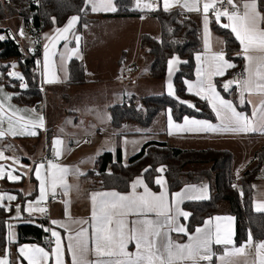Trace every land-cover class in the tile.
Instances as JSON below:
<instances>
[{"label": "snow or ice", "instance_id": "snow-or-ice-1", "mask_svg": "<svg viewBox=\"0 0 264 264\" xmlns=\"http://www.w3.org/2000/svg\"><path fill=\"white\" fill-rule=\"evenodd\" d=\"M11 0H9V3ZM39 3V0H36ZM201 0H175V4L182 10L187 12H201ZM163 11H170L173 6V0H162ZM137 8H145L149 10H158L153 8L152 4L144 3L141 0H136ZM260 0H240V4L234 3V0H204L202 4L203 27H204V48L205 53L197 54V80L195 83L185 81L188 85V91L201 99L208 101L212 111L215 113L219 123L213 124L209 120H198L184 117L183 124L173 122L171 109L168 110V129L169 134L172 130L177 132L191 133H250L264 132V12L261 11ZM116 12L118 9L114 0H84V7L81 12ZM214 14V19L217 23L222 17H226L229 23H225L222 27L228 29L235 34L236 39L242 45V56L246 60L244 73L239 80H229L222 85L225 93L229 92L233 86L238 90V102L231 99H226L217 90L214 83V77L225 75L227 69L235 67L226 58V53L221 51H212V45L209 35V12ZM53 22L55 18L53 17ZM79 15L70 17L67 24L63 28H57L56 34L47 37L50 41L44 44V59L42 62L43 74H49L50 67L53 65L51 59L56 53L50 52L56 48L60 41H65V52L60 54L61 65L66 60H70L73 56L78 55L80 37L76 36L75 40L77 47L68 48L69 34L75 28V25L80 21ZM6 31L0 29V32ZM19 35H24L23 28L18 30ZM5 35H0V41H4ZM38 65L41 61L36 62ZM181 61L179 56H174L168 61L169 81L167 83L168 94L174 96L173 85L171 82V74L175 70V66ZM5 67L15 68L16 64L5 65ZM4 74L0 73V77ZM10 79L24 80L23 75L17 71L7 73ZM56 79H46L45 83L53 84ZM11 86V85H9ZM21 87H26L21 84ZM13 94L5 92V86L0 84V139L7 135H38L36 129L43 127L44 117L38 116V122L25 120L24 117H16V113L20 109L8 112L5 110V102L10 101ZM181 103H188L181 101ZM245 103L252 105L251 116L247 113L238 111V107ZM189 107L195 108L194 104H189ZM8 109H13L11 104H8ZM25 112H36V109H24ZM199 111V109H197ZM7 119V130L3 129V124ZM56 146L54 151L58 157L62 153L63 141L56 138L53 141ZM136 143V142H133ZM6 147H11L8 145ZM4 151L0 150V159H4ZM14 159L18 162L19 157L7 158ZM9 168L11 165L8 166ZM45 169L42 176L40 169ZM151 170V166L143 169V173L147 174ZM36 179L39 181V198L36 204L27 202V207L24 211L29 215L35 213H45L47 209L39 206V202L46 200L49 194V186L51 195L57 194V188L63 190L65 196L68 195L72 186L67 183L66 176L70 170L66 166L54 163L49 160L38 163L31 169ZM79 173V170H75ZM157 172L163 173L164 167L156 169ZM83 175L84 173H79ZM8 179L13 182H18L22 179L21 175H15L12 171L5 170V166L0 164V179ZM157 185H163L165 182L163 177L155 179ZM235 187V185H234ZM138 188H143V192H137ZM132 191L128 194H122L116 191L94 192L91 194L92 213L91 220L81 221L78 223H90L91 235L89 229L81 227L75 234H70L68 237L67 249L71 254L72 264H213V257L217 254L213 251V245L222 246L224 251L222 255L217 257L219 264H264V241L255 242L249 232V239L245 244L237 247L233 241V232L231 222L234 220L231 216L220 217L214 219L216 221H226L222 227L220 223L212 225V219L205 221L204 227H197L195 233L189 235L187 243H177L172 240L171 233L187 234V228L179 224V219L190 216V213L183 211L180 204L184 200H204L208 199L206 194L207 185L197 189L196 186L190 185L182 192L173 194L175 207L173 208L166 193L162 191L159 194L149 190L145 183L143 175L137 177L131 183ZM198 193V194H195ZM30 195V194H29ZM99 198V199H97ZM17 200L16 195L8 193H0V209H6L11 212L13 210L10 204H5V201ZM69 203V201H65ZM15 219L21 217V205L15 206ZM256 211L264 213V203H260L256 207ZM135 217V219H129ZM152 217V218H150ZM55 225L68 230L66 223L58 220H50V226L44 228V231L50 232L51 237L55 238L54 247L51 252L46 251L42 247L36 245H20L17 249L16 264H44L50 255H54L55 264H64L61 258L62 238L56 230ZM9 231L7 233V243L11 244L15 241V232L12 231L13 225L8 224ZM93 247L90 249L89 241ZM135 244L136 251L130 253L127 249L130 243ZM255 247V255L251 250ZM95 259H89V253ZM10 249L5 248V255L0 256V264H13L10 259Z\"/></svg>", "mask_w": 264, "mask_h": 264}, {"label": "trees", "instance_id": "trees-1", "mask_svg": "<svg viewBox=\"0 0 264 264\" xmlns=\"http://www.w3.org/2000/svg\"><path fill=\"white\" fill-rule=\"evenodd\" d=\"M117 11L104 14L108 17L138 16L140 13L133 9L135 0H115ZM261 11L264 12V0H260ZM84 0H0V19H5L10 14H18L22 20L23 32L30 31L26 25L35 19L36 30H46L53 26H63L71 16L79 15L80 25L77 31L87 23L97 18L90 16L89 11L81 12ZM152 10L150 13L157 18L160 25V37L152 34H144L141 37V48L154 58L149 65L148 74L152 79L165 81L168 72V61L174 56H179L181 61L174 74V93L148 94L127 96L121 103L109 106L110 125L119 130L127 122L137 123L142 127H150L160 113H166L171 109L172 119L176 123L184 121V117L196 118L217 122L215 113L208 101L190 93L185 81L195 77V56L202 51L201 23L199 13L182 12L180 9L163 11L162 7ZM55 18L53 22L52 18ZM214 18L211 20L212 30L226 40V57L235 65L225 75L217 77L216 87L221 95L234 102H238V90L233 88L225 93L222 85L232 80V74L236 70H242L244 59L240 55L241 44L230 28L222 27ZM6 31L0 32L5 35L4 41H0V77L2 83L13 93V101L19 105H35L38 100L43 101L42 78L40 74L41 46H32L24 52L19 42V34ZM40 30V31H41ZM6 32V33H4ZM17 58L15 64L19 72L27 80L26 87H21V81L10 79L7 76L11 59ZM86 65L83 60L72 58L69 62V76L67 84L85 85L88 83ZM11 85V86H9ZM186 101L188 103H181ZM142 104V109L139 108ZM194 104L195 108L189 107ZM199 109V111H197ZM242 112L249 114L248 104L238 107ZM51 128V127H50ZM52 129V128H51ZM113 130V131H116ZM123 133L117 131L115 151H105L96 156L95 165L85 173L92 179L90 189H108L121 192L128 191L131 183L137 176H142L153 190H158L159 185L155 179L161 175L156 169L164 167L163 172L170 192L180 190L186 183L201 184L207 182L210 188V196L204 200H186L183 208L190 213L186 220L187 234L196 230L208 218L220 212L223 203L229 204L230 214L236 218V237L238 244H243L249 238V232L255 241L264 239V213L257 212L253 206L254 182L258 179V172L264 173V148L255 157L254 165L245 170L241 176L234 173L235 152L229 148L206 147V148H181L173 146L169 141L153 140L144 143L142 148L131 155L127 162L122 159L121 138ZM151 166V170L143 173V169ZM239 177L243 192L231 184L233 179ZM264 178V177H263ZM12 185H15L14 183ZM20 192V190H17ZM21 195V194H20ZM11 213L6 209H0V255L5 252L7 246V233L9 231ZM48 227V221L39 219L23 221L17 224V244L34 242L51 247L47 240L51 238L50 232L43 230ZM219 251L215 250L217 254ZM67 263L70 264L69 256Z\"/></svg>", "mask_w": 264, "mask_h": 264}, {"label": "crops", "instance_id": "crops-1", "mask_svg": "<svg viewBox=\"0 0 264 264\" xmlns=\"http://www.w3.org/2000/svg\"><path fill=\"white\" fill-rule=\"evenodd\" d=\"M203 2L204 0H201V3H200L201 12H190V13H197V14L199 13V16H200L202 51L198 52L197 54H201V53L208 54V53H205V48H204L205 33H204L203 15H202ZM114 3H115V0H114ZM141 3L142 5L144 3L152 4L153 8H156V9L159 7L163 8L162 0H141ZM234 3L239 5L240 0H234ZM174 8L180 9L182 12H187L186 9L182 10L179 6H177L175 4V0H173V6L171 7V9H174ZM133 9L138 11L140 14L138 16L108 17V16H104V14L110 13V12L98 11L94 13L88 10L89 15L95 16L97 19L88 24L86 23L82 27L81 30L77 31V28L80 25V21H79L75 25V28L72 31V33L69 34L68 42H67L68 48L73 49L77 47L75 37L79 36L81 38L79 41L78 55L73 56L72 58H78V59L83 60L86 65L87 73H88V68L93 67L95 74L99 77V79L96 78L97 81H101V79L102 81H104L105 77L111 76L115 78L116 81L121 80L123 82L124 86L121 87L119 90L117 89L116 91V93L119 96V100H120L119 103L124 101V99L127 96H132L133 94H136L135 89L133 88V86L135 85V82H139L145 77V72H143L144 59L142 58L143 55H141V52L144 51L141 48V37L147 33L151 34L150 30H153V28H155L156 30L159 29V32H160V25H159L157 18L153 17V15H151L150 13L152 10L145 9L143 7L137 8L136 0H135ZM212 18H214V14L210 10L209 12V19H210L209 35H210V42L212 45L211 50L212 51L223 50L226 53V42H225L226 40H224V38L221 35L215 33L212 30V27H211ZM67 22L63 26H57V25L53 26L52 28L43 32L41 36L40 44H41L42 53H41L40 74L42 78L44 106L36 107L35 105H31V106L21 105V104L19 105L18 103L14 102L13 99L5 102L6 111L11 112L12 110H15V109L21 110L16 113L17 118L24 117L25 120H32V121L38 122V116L42 115L44 117L43 127H38L36 129V131L38 132V135H35V136L19 135V136L14 137L9 134L5 138L0 139V150L4 151V156H5L4 159H0V164L5 166V170L12 171L13 174L15 175L22 176V179L18 182H13L6 178L0 179V193H8L9 195L17 196V200L15 201H11V202L7 200L5 201V204H10L13 208V210L10 212L11 213L10 223L13 225L12 231H14L16 234L15 235L16 242L18 240V229H17L18 223L23 222L24 220L25 221H30V220L36 221L38 220V218L39 219L45 218L44 213H35L32 215H29L28 212L24 211V209L27 207V202H32L35 205L39 198V187H38L39 181L36 179L31 169H33L38 163L44 162V158L47 154L51 156H56L55 151H54L56 146L54 145V143H53L54 146H52V143L50 141V134L52 135L54 134L52 132L54 131L55 126L52 125V129L50 128V123L48 122V118L45 113L48 107V99L50 98V101H51V99L56 98L57 100H60L61 103L63 101L69 102L71 100V94L66 92L65 90L68 89L67 87H69V84H67V80L69 76V62L72 58L70 60H66L63 63V65H61V61H60V54L66 51L64 48L65 41H60L56 45L55 49H52L50 45L49 51L50 52L54 51L56 55L51 57L54 63L50 67L49 74L47 76L43 74V67H42V62L44 59V44L45 43L50 44V41L47 39V37H51L55 35L56 29L63 28L67 24ZM22 23H20L18 26L16 25V27L14 28H7V29H9L10 32L13 31L17 34L18 30L22 28V25H23ZM220 23L225 24V23H229V21L227 20L226 17H222L220 20ZM95 25H100V26L99 28L96 29L95 35H96L97 41L94 42L92 41V37L89 36V29L90 27H93ZM88 36L90 37L89 38L90 42L86 43V39ZM102 37L104 39H102ZM132 39L136 41L133 43L131 42ZM115 45L117 46L116 49H115ZM129 45L131 46L134 45L135 49L137 50L132 51L133 48L129 47ZM239 53L242 56V45H241V50ZM195 61H196L195 77L193 79L187 80L193 83H195L197 80L196 70L198 67V62L196 60V56H195ZM245 65H246V60L244 59V66L242 69L243 72L245 70ZM178 66L179 64L175 66V70L178 69ZM175 70L171 74L172 85L174 84L173 79H174V74L176 72ZM228 70L229 69H227L226 72ZM216 78L217 77L213 78L214 83H215ZM46 79H56L57 82L53 84H47L45 83ZM168 81H169V71L167 72V76L165 78V88H166L165 92L167 93H168V89H167ZM89 83H91V81L88 79V83L85 85H88ZM186 87L188 89V85H186ZM173 90H175L174 85H173ZM5 92L9 94H13L6 87H5ZM190 93L194 94V91ZM8 104H11L13 106V109H8ZM107 104H108L107 108H109L111 104L109 103ZM248 106L250 109V113L248 115L251 116L252 105L248 104ZM24 109H29V110L36 109V112L35 113L31 111L25 112L23 111ZM237 110L241 111L240 109H237ZM160 116H162V122H161L162 129L159 130V139H153V140H165V141L167 140L169 141L171 145L176 146V147H181V148H206V147L229 148L233 150V152H235L234 169L249 170L254 165L257 152H259L262 148H264V132L257 131V132H250V133H212V132L182 133V132H177L175 129H173L172 134H169L168 112L160 113L156 117L153 123H156L158 119L160 118ZM189 118L192 119L191 117ZM173 122L176 123L174 120ZM183 122L177 123V124H183ZM217 123H219L218 119H217V122L213 124H217ZM7 126H8L7 119L5 118L3 129L7 130ZM130 134L147 135L148 129L146 127H144L143 129L140 128L137 131L130 132ZM129 136L132 137L133 135H129ZM33 138L43 139V151H40L37 149L39 145L34 144ZM153 140L148 139L146 141H142L140 143V146H141L140 149L142 148L144 143L148 141H153ZM87 141L88 140L84 139L81 144H86ZM8 145H11V147H6ZM75 147L76 145H72V146L70 145V149L66 153V147L63 143L62 153L60 156H58L61 160L58 162L53 161L54 163L60 164L62 166H66L70 170H72L66 176V181L68 184L72 186V188L67 196L63 194V190L61 188H57V192L58 191L62 192L63 199L59 203L51 207V217H50V220H58L63 223H66L68 226V230H65L64 228L59 227V225L52 226L56 228V230L60 233L61 238H62L61 258L64 260V264H68L67 256H69L70 264H72L71 254L68 252V249H67L69 235L70 234L74 235L75 232L81 229V227L88 228L89 236L91 235L90 223L88 224L78 223L81 221L90 222L91 220V213H92V207H93L92 200H91V194L94 192H106V191H116L122 194H128L132 191L131 187L128 191H125V192H121L117 190H108V189H94V188L90 189L91 182L87 181V178L85 176V173L90 169L79 170V166H78L77 169L79 170V173H84L83 175H80L77 171L73 170V167L70 164L65 163V161L69 159L71 156L68 154H70V152H72V149ZM93 152L94 151L92 149H89L88 153L91 155ZM65 154H67L68 156H66ZM16 157L20 158L18 162L15 161L14 159H7V158H16ZM124 157H125V150H124V145L122 142V159L123 160H124ZM76 159L81 160L80 158H76V157L73 158V160H76ZM9 165H11L10 168L8 167ZM40 172H41V175L43 176L45 173V169L43 168L40 169ZM160 176L163 177V180L165 183L163 185H159V189L156 191L151 189L150 186H148V188L151 192L156 193V194H159L162 191H164L166 193V198L168 199L170 205L173 208L175 207V201H174L173 194L177 192H182L184 189H186L190 185L196 186L197 189H200L202 186L207 185L206 194L208 197L210 196V188L206 182L201 183V184H193L192 182L186 183L180 190L176 192H170L168 182H167V179L164 173H162L158 177ZM137 177H141V176H137ZM136 178H134L133 181ZM13 183L15 185H12ZM18 189L20 190V192L17 191ZM48 191H49V194L47 198L51 194L50 186H49ZM137 192L142 193L143 188H138ZM195 194H198V193H195ZM65 201H69V203H65ZM184 201L180 204V208L183 211L187 212V210L183 208ZM260 203H264V178L258 179L254 182L253 206L255 210H256L257 205ZM16 204H20L22 206L20 219L14 218L16 216L15 207H14ZM39 206H40V202H39ZM217 216H220V217L231 216L234 218V220L231 222V229L233 232L232 238H233L235 246L239 247L248 241L249 238L243 244L236 243L235 241L236 218L234 215L230 214L229 204L223 203L221 205L220 212L217 215L211 217L213 218L212 219L213 226L216 223H220L221 226L223 227L227 222L223 220L216 221L214 218ZM188 218L189 217H187V219ZM129 219H135V217H129ZM187 219H185L184 217H181L179 219V224L186 226ZM209 219L210 218H208L207 220ZM50 220H47L49 224H50ZM49 226L50 225H48V227ZM204 226H205V222L199 227L202 228ZM194 233L195 231L192 233H189L186 237H183L184 233L172 232L171 238L173 241L177 243H187L189 239V235H192ZM253 241L255 243V242L264 241V239L259 240V241H255L253 239ZM16 242L7 244L6 246L7 248L10 249V254H11L10 259L13 262V264H16L17 249L20 245H36L38 247L44 248L46 251H49V252H51V249L54 247V243L51 247L48 248L45 245L34 243V242L21 243V244H17ZM89 246H90V249L93 247L91 240L89 241ZM127 250L130 253H134L136 251L134 242L129 244ZM215 250L219 252L217 253L216 256L213 257V264H219L217 257L223 254L224 249L222 246L213 245V251L215 252ZM251 253L253 256L255 255V247L252 248ZM4 255H5V252L0 256H4ZM89 259H95L91 251L89 253ZM24 264H27V262L25 261ZM44 264H55L54 255H50L49 259L46 262H44Z\"/></svg>", "mask_w": 264, "mask_h": 264}, {"label": "rangeland", "instance_id": "rangeland-1", "mask_svg": "<svg viewBox=\"0 0 264 264\" xmlns=\"http://www.w3.org/2000/svg\"><path fill=\"white\" fill-rule=\"evenodd\" d=\"M22 23L21 18L18 14H10L5 19H0V29L3 28H14ZM100 25H95L90 27L89 36L92 37V41L96 40V29ZM6 33V32H4ZM150 33L155 37H160L159 29L150 30ZM27 31L24 35L19 36V42L22 46L24 52H27L28 48L33 46V40ZM87 37L86 43L90 42ZM102 39H104L102 37ZM102 41V40H101ZM136 40L132 39L131 42ZM115 45V49H116ZM132 47V51H136L134 45H129ZM142 58L144 59L145 77L139 81L135 82L133 88L135 93L139 96H146L148 94H160L166 91L165 81L152 79L148 74V67L153 60V56L145 51L141 52ZM41 68V67H40ZM88 79L91 81L88 85H69L65 91L71 94V100L69 102L63 101L56 98L48 99V107L46 109V115L50 127L55 126L53 135L50 134V141L53 145V141L59 138L63 141L66 147V153L70 149V145H76L75 148L70 152L71 155L65 163L70 164L73 170H88L94 167L96 156L104 153L105 151H115L116 149V132L120 131L123 133L121 138L125 150L124 162H127L129 157L140 150V143L148 139H159V130L162 129L161 122L162 116L158 119L156 123L152 126L147 127V135L130 134L132 131H137L144 127L138 125L137 123L127 122L119 130L114 129L110 125V114L107 108L108 104L119 103V96L116 93L123 87V82L121 80L116 81L113 77H105L104 81H97L99 77L95 74L94 68H88L87 73ZM121 83V85H120ZM139 108L142 109V104L139 103ZM116 130V131H113ZM51 132V131H50ZM129 135H133L132 137ZM34 144H38V150L43 151V139L33 138ZM88 140L86 144H81L83 140ZM72 142V144H71ZM136 142V143H133ZM144 143V142H143ZM89 149L94 152L90 155ZM68 156L67 154H65ZM80 158L73 160V158ZM93 157V158H92ZM81 161V162H80ZM242 167V166H241ZM244 169H234V173L239 176L242 175ZM245 171V170H244ZM77 174V173H76ZM87 181H92L91 178L86 177ZM207 183V182H206Z\"/></svg>", "mask_w": 264, "mask_h": 264}, {"label": "built area", "instance_id": "built-area-1", "mask_svg": "<svg viewBox=\"0 0 264 264\" xmlns=\"http://www.w3.org/2000/svg\"><path fill=\"white\" fill-rule=\"evenodd\" d=\"M26 29L30 31V34H31L30 36L33 39V46H41L40 41H41V36H42L43 31L41 29H40L41 31L40 30H36V28H35V19L32 18L30 20V22L26 25ZM16 60H17V58L11 59V64L15 63ZM10 71L19 72L17 67H15L14 69L10 67L9 68V72ZM243 73H244L243 70L234 71V73L232 74V80H239ZM22 83L27 85V80L24 78V80L21 81V84ZM35 106L36 107H43L44 103H43V101L38 100V101L35 102ZM49 160L58 162L61 159L59 157H57V156H51V155L47 154L45 156V158H44V163H46ZM258 177L259 178H263L264 177V173L261 170L258 172ZM231 184L233 186L235 185V188L238 190L239 193L243 192V185H242L239 177L233 179V181H231ZM62 199H63V194H62L61 191H58L55 196H52L50 194L49 197L45 201L40 202V207H44V208L47 209V212L44 213V217L47 220H50V217H51V207L53 205H56L57 203H59ZM48 225H50V224L48 223ZM54 241H55V238L51 237L49 240H47V243H48V245L52 246Z\"/></svg>", "mask_w": 264, "mask_h": 264}]
</instances>
